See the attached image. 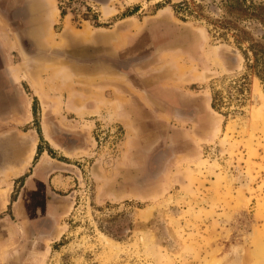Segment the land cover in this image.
Wrapping results in <instances>:
<instances>
[{
    "label": "crops",
    "instance_id": "crops-1",
    "mask_svg": "<svg viewBox=\"0 0 264 264\" xmlns=\"http://www.w3.org/2000/svg\"><path fill=\"white\" fill-rule=\"evenodd\" d=\"M61 1L0 0V264L48 263L82 181L79 161L94 159L100 182L98 125L123 132L121 178L98 185L104 202L169 191L179 146L195 163L219 124L193 86L204 70L186 64L177 75L163 60L168 45L192 48L191 28L169 9L76 26ZM163 149L173 153L157 169ZM145 174L157 176L139 183Z\"/></svg>",
    "mask_w": 264,
    "mask_h": 264
},
{
    "label": "rangeland",
    "instance_id": "rangeland-1",
    "mask_svg": "<svg viewBox=\"0 0 264 264\" xmlns=\"http://www.w3.org/2000/svg\"><path fill=\"white\" fill-rule=\"evenodd\" d=\"M60 4L76 26L84 21L109 25L135 11L143 17L169 9L179 25L191 28L192 48L186 54L168 45L163 60L177 75L196 63L204 70V82L193 86L207 92L219 124L200 145L195 163H185L179 146L171 179L178 183L169 191L104 202L98 185L107 177L121 178L123 132L113 124L98 125L96 160L104 166L100 182L91 176L94 159L79 161L82 181L47 264H264V51L259 49L264 46V0ZM170 153L158 152L157 169ZM156 176L145 174L138 182Z\"/></svg>",
    "mask_w": 264,
    "mask_h": 264
},
{
    "label": "trees",
    "instance_id": "trees-1",
    "mask_svg": "<svg viewBox=\"0 0 264 264\" xmlns=\"http://www.w3.org/2000/svg\"><path fill=\"white\" fill-rule=\"evenodd\" d=\"M259 49H261V50L264 51V46H261V45H260V46H259ZM255 53H257V52L255 51ZM211 105H212L213 108L217 109V108H216V105L214 104V100H213V99H212V104H211Z\"/></svg>",
    "mask_w": 264,
    "mask_h": 264
},
{
    "label": "bare ground",
    "instance_id": "bare-ground-1",
    "mask_svg": "<svg viewBox=\"0 0 264 264\" xmlns=\"http://www.w3.org/2000/svg\"><path fill=\"white\" fill-rule=\"evenodd\" d=\"M104 241L106 242V244H108L109 242L104 238Z\"/></svg>",
    "mask_w": 264,
    "mask_h": 264
},
{
    "label": "flooded vegetation",
    "instance_id": "flooded-vegetation-1",
    "mask_svg": "<svg viewBox=\"0 0 264 264\" xmlns=\"http://www.w3.org/2000/svg\"><path fill=\"white\" fill-rule=\"evenodd\" d=\"M189 10H190V9H188V11H189ZM188 11H187V12H188Z\"/></svg>",
    "mask_w": 264,
    "mask_h": 264
}]
</instances>
